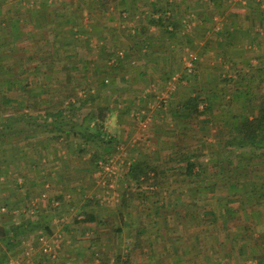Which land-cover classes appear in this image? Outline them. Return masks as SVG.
<instances>
[{"label": "crops", "instance_id": "crops-1", "mask_svg": "<svg viewBox=\"0 0 264 264\" xmlns=\"http://www.w3.org/2000/svg\"><path fill=\"white\" fill-rule=\"evenodd\" d=\"M144 1L169 8L167 31L143 19L144 8L135 6ZM92 2L95 0H6L0 5L6 7H0V31H9L10 22L20 18L25 22L21 28L25 39L20 45L27 47L46 30L36 12L60 15L56 20L52 15L50 20L60 33L56 47L66 45L53 62L45 60L52 64H44L43 75L27 81L40 83L50 92L39 96L42 114L59 110L54 102L74 103L76 111L67 116L77 117L79 124L88 116L93 118L99 106H108L107 133L113 140L103 143L92 138L86 142L68 126L59 139L48 132L40 135V141L16 137L5 152L0 151V224L12 229L22 225L28 233L9 264H98L102 254L112 255L110 244L118 242V246L120 234L109 242L101 233L102 223L76 224L75 219L82 218L85 211H95L98 220L103 218V208L89 206L100 197L86 198L89 181L95 183L104 175L100 160L118 163L114 176L127 183L125 195L134 188L126 170L136 160L150 159L147 162L153 164L155 156L144 151L152 149L153 142L161 141L164 149L204 154L207 161L213 151L226 149L235 127L230 120L258 112V97L264 91V0H116L115 7L102 14ZM15 6L23 13H12ZM68 9L81 25L64 26ZM143 26H147V34ZM48 36L54 40V35ZM41 45L48 53V41L44 39ZM187 47L199 55L192 75L187 74L184 62ZM83 62L88 65L87 76L81 72ZM176 74L179 82L171 91L169 83ZM136 120H148L149 135L145 137L151 136L153 142L142 139L143 135L133 137L135 130L143 132ZM96 153L98 159L93 156ZM109 180L107 177L108 184ZM109 186H103L108 188L106 193ZM222 188L209 196L223 197ZM121 213L124 216L125 211ZM62 218L66 221L61 222ZM45 226L52 243L60 235L57 233H64L53 256L41 253L36 242ZM28 248L31 256L26 254Z\"/></svg>", "mask_w": 264, "mask_h": 264}, {"label": "trees", "instance_id": "trees-1", "mask_svg": "<svg viewBox=\"0 0 264 264\" xmlns=\"http://www.w3.org/2000/svg\"><path fill=\"white\" fill-rule=\"evenodd\" d=\"M5 1L0 0V5H4L3 3ZM115 2L116 0H95L91 4L95 5L98 12L102 14L108 12L111 7H115ZM13 8L16 11L12 13H23L18 6ZM135 8L138 10L139 8H144L141 15L148 25H155L158 28H163L165 31L168 30L166 22L169 19L167 15L169 8H164L155 1L149 4L145 1L138 3ZM70 9L64 14V26L81 25L82 23L80 20L78 21V16L77 18L70 16L74 12L68 14ZM146 10H148L147 13H145ZM42 12L36 13L37 16L38 14L41 16L42 24L46 30H44L40 37L33 39L34 43L31 46L20 45L23 39H25L21 31L25 22L20 21V18L10 22L9 31H0V151L2 153L5 152L6 148L9 147L16 137L21 139L35 137L40 141L42 140L40 135L48 132L53 133L52 138L59 139L64 134L62 132H66L68 126L70 127L69 131L85 138L86 142L93 138L103 143H112L113 140L108 138L107 133L108 111L110 109L108 106H99L92 113L94 115L93 118L92 116H88L79 124L77 117L74 118L76 119L75 121L72 117L67 116V114L76 111V105L74 103L69 102L65 104L64 102H54L52 105L54 107L60 106L59 110L52 109V111L46 110L45 113H41L40 104L42 101L39 96L50 92L47 90V87L40 86V83L35 82L34 84V82H28L27 80H34L40 74L43 75L45 71L43 72L41 68L44 64L45 66L52 64L51 62L57 56L59 57V52L66 45L56 47L57 42L60 40V33L55 30L56 25L54 21H51V18L53 15L54 20H56L60 15L57 16L55 12L50 14L44 10ZM6 21H8L7 18ZM146 28L147 26H143L142 31L144 32ZM145 32L147 34V31ZM49 34L54 35V40L48 36ZM44 39L50 45L48 53L44 52V47L41 45ZM67 57L71 58L72 54L67 53ZM197 57L192 71L186 69L187 74L192 75L195 73V67L199 60L198 54ZM45 60H50L51 62L44 63L46 62ZM17 66L20 68L16 70ZM87 66V63L83 62L84 69L81 72L85 73V76L89 73ZM42 88H44L43 91ZM258 100V112L256 115L253 117L238 116L230 120L235 122V127L234 133H230L231 139L226 141V149L223 151H213L207 161L204 159V154L197 152H179L177 153L178 158L175 161L171 156L168 161H165V164L160 163L157 167H152L146 160H136L129 165L126 172V177L129 182L140 183V186L143 182H152L160 186L166 171L179 170L176 174L185 175V182L190 183L187 193H190L191 196L194 194L209 196L219 188H227L229 196H209L210 200L204 204L203 211L201 212L203 217L212 223L216 225L221 223V225L217 226L218 228L213 226V229L224 231L230 241L228 251L224 250L226 248H224V244L223 246L221 244L223 248L220 250L218 247H214L213 253L216 256L212 255L211 257L214 260L220 253H223L226 260L233 259L235 261L234 264H247L249 262L253 264H264V231L258 230L257 227L259 224H262V217H264V211L260 209V207L264 206V202L262 203L260 201V199L264 200V176L262 177L260 174H256V171L252 173V168L256 169V166L259 164L258 162H263L264 168V91L260 94ZM228 146H235V148L227 149L229 148ZM93 156L97 157L99 154L96 153V156ZM177 161L182 163L173 166L174 163L172 164V162ZM242 169L245 170L244 173L240 172ZM152 172L154 175L151 176ZM2 174L0 171V177ZM170 174L172 175L173 173ZM256 177L261 178L256 180ZM181 198V194H178L173 199L174 204H187ZM193 203L198 204L195 200ZM121 204L123 206L127 204L125 195ZM168 206L165 203L160 205V210L163 211L164 215H168ZM196 207V205L187 204L185 207L186 217L192 220L193 218L195 220L198 219L196 218V216H199L196 215V211L198 210ZM237 214L240 215L236 216ZM237 217L245 222V230L243 232L240 231L242 225H237L234 228L228 224L232 219ZM102 221L103 218L98 220V215L95 211H85L82 218L75 219L76 224L95 222L98 226ZM251 221H254L253 226L250 223ZM21 226L12 229L9 226L0 224V264H9L11 254L20 246L24 236L28 234ZM47 227L45 226L44 231L38 233V238L40 235L48 236L50 234L48 231H45ZM32 230H35V228ZM121 230V227L114 228V231L117 233H120ZM137 232L136 241L127 246V252L119 251L115 253L113 260L108 256V252H106L98 257V264H132V255L135 252L141 255L144 247H146L145 240L140 238V235L144 233V229H137ZM38 238H36V242L40 243ZM162 239L160 237V240ZM155 242L156 239L153 237V240L147 243L148 251H152L153 253ZM198 242L195 243L194 249L198 252H206L205 246L201 245L199 240ZM179 247V245H173L172 249L175 251ZM27 250L29 251V255L26 253L27 256H31V249L28 248ZM41 253L47 255L42 251V248ZM194 259L192 258L190 263L194 264ZM181 260L183 261L181 257H177L176 263ZM222 260L217 259L216 263L223 264L224 260ZM136 261H138L136 264H140V260L136 259Z\"/></svg>", "mask_w": 264, "mask_h": 264}, {"label": "rangeland", "instance_id": "rangeland-1", "mask_svg": "<svg viewBox=\"0 0 264 264\" xmlns=\"http://www.w3.org/2000/svg\"><path fill=\"white\" fill-rule=\"evenodd\" d=\"M6 8V7H3ZM4 10V9H3ZM187 49L186 48L185 52ZM192 51V50H191ZM194 52V51H193ZM196 53V52H194ZM169 89V87H168ZM162 91V90H161ZM163 92V91H162ZM132 119V117H131ZM134 121V120H133ZM137 123L139 125H137ZM136 127L138 129H143V132L137 133L133 132V137L137 138L140 135H143L144 137L142 139L148 140V141H154L151 139V136L149 138H146L149 135V123L146 128H142L140 125V122L138 120L135 121ZM146 131H145V130ZM146 135V137H145ZM128 142V141H127ZM125 143V145H128L129 143ZM124 145V143H123ZM161 141L159 143H152L151 147L152 149H144L149 151L150 154L155 156V159L152 158L151 161H153L152 167H157L160 163L165 164V161H168L171 157L174 159V161L178 158L177 153L179 152H185L183 150L177 151V150H171V149H164L163 146H161ZM149 148V147H148ZM130 152H132L130 150ZM148 155V154H147ZM148 157V156H147ZM150 160V159H149ZM147 160V161H149ZM174 163V164H173ZM182 163L180 161L172 162L173 166ZM116 166L118 167L119 171V165L116 163ZM263 165L259 163L255 168H252V173L256 170V174H260L262 177L264 176V168ZM127 171V170H126ZM179 171V170H177ZM176 170L174 171H166L164 175V179L160 186L152 183V182H143V184L140 186V183H134L132 186V190L125 194L127 198V204L123 206L121 204L124 195L122 193L124 188H126L127 183L125 181H121L122 178L117 179V176H109L104 173V175H101V177L96 178V182L94 183L93 179L91 182L89 181V192L88 196L86 198H89L92 196L93 199L95 197H100V200L90 202L89 206H92L96 209H101V214L103 216L102 221V228L103 232L102 234L106 235V240L109 242L114 241V237L116 238L117 232L114 231V228L121 227V233L118 239L119 245L116 246L115 244L118 242H114L113 244H110L109 250L111 251V254L109 257L112 259L113 254H115L117 251L126 252L127 249V243H134L136 241L137 236V229H144V233L140 235V238L145 240L144 243L146 244L144 247V251L140 254L134 253L132 255V264H136V259L140 260V264H192L190 263V260L192 258L194 259V264H218L216 263L217 259H223L225 256H223V253H220L219 256H217L214 259H212V255L216 256L215 253H213L214 247H218L219 250L223 248L224 244V250L228 251V244H230L229 238L226 237V233L224 231L220 230H214V227H217L221 225H216L212 223L211 221L207 220L203 217L202 211L204 204L207 203V201L210 200L209 197H201L199 194H194L191 196V194L186 192V187L190 185V183L185 182V175H178L176 174ZM184 171V170H182ZM244 169H242L240 172L244 173ZM119 173V172H118ZM123 173L125 174V169L123 168ZM170 173H173L171 176ZM117 174V173H116ZM154 175V173H151V176ZM107 177L109 180V184L107 183ZM93 178V177H92ZM254 178V177H253ZM261 177H256L255 179L258 180ZM101 185L102 188L99 187ZM109 186L110 192L106 193L104 189H107L103 186ZM139 185V186H138ZM131 187V186H130ZM129 189V186L128 188ZM188 189V188H187ZM223 191H220L224 193L223 197L229 196V191L227 188ZM184 194H182L181 193ZM181 194L182 201L186 202L187 204L196 205L198 210L196 211V218L198 219H190L189 217H186V209L185 207L187 204L184 205H176L174 204L173 199L177 195ZM240 196V195H239ZM107 197V198H106ZM197 201L198 204L193 203ZM199 201V202H198ZM260 201L263 203L264 200L260 199ZM56 200H53L52 203L55 204ZM163 203L169 205L168 208H171V211H169L167 214L164 215L163 211L160 210V205ZM193 203V204H192ZM97 204V206H96ZM191 207V206H189ZM125 209V210H124ZM262 211H264V206L260 207ZM121 211H125L124 216ZM107 212V213H106ZM103 213L105 215H103ZM240 214H237L236 216H239ZM235 216V217H236ZM167 217V218H165ZM190 220H189V219ZM60 220V219H59ZM61 222H65L66 219L62 218L60 220ZM253 222L251 221V225L253 226ZM231 227H237V225H242L240 228V231L243 232L245 230V222L240 220L239 217L232 219L228 223ZM239 227V226H238ZM258 227V230L264 231V217H262V224ZM218 228V227H217ZM142 231V230H141ZM157 233V234H156ZM57 234H60V241L59 245L62 243L64 233L59 232ZM155 234V236H154ZM153 237L156 239L155 247L152 251H148L147 243L151 242L153 240ZM160 237L165 239L164 241L160 240ZM38 238V237H37ZM200 241L201 245L205 246L206 252H198L196 249H194L195 243H199ZM41 245V243H39ZM179 245V249L173 250V245ZM222 244V246H221ZM130 245V244H129ZM226 245V246H225ZM32 251V249H31ZM60 251V250H59ZM151 256H150V255ZM177 257H181L183 261H177ZM222 260V261H223ZM232 261V262H229ZM234 260H225L223 261V264H234ZM247 264H253L252 262H249Z\"/></svg>", "mask_w": 264, "mask_h": 264}, {"label": "built area", "instance_id": "built-area-1", "mask_svg": "<svg viewBox=\"0 0 264 264\" xmlns=\"http://www.w3.org/2000/svg\"><path fill=\"white\" fill-rule=\"evenodd\" d=\"M197 58L198 57L196 53H194L190 49L186 50L184 62H185V67L188 71H192L195 62L197 61ZM179 77L180 76L176 74L170 81L169 89H171V91H174L176 89L177 84L179 82ZM148 123H149L148 120H143L140 122L141 124L140 126L142 128H146L148 126ZM99 165L102 169V172H104L105 174L109 176H114L118 171L116 162H114L112 159L100 160ZM38 239L41 243V248L44 253L48 255H52V256L56 253V250L58 248L59 241H60V235H57L53 243L50 242L48 236H45V235H40ZM26 253L29 255V251H27ZM10 264H18V262L14 261V262H11Z\"/></svg>", "mask_w": 264, "mask_h": 264}]
</instances>
